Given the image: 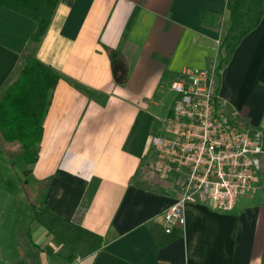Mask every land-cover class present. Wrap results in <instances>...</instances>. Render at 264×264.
Wrapping results in <instances>:
<instances>
[{"label":"crops","instance_id":"obj_1","mask_svg":"<svg viewBox=\"0 0 264 264\" xmlns=\"http://www.w3.org/2000/svg\"><path fill=\"white\" fill-rule=\"evenodd\" d=\"M37 28L0 7V99ZM228 29L227 0L59 1L30 51L60 79L38 160L23 163L16 187L0 144V264H69L70 251L34 219L41 204L103 239L73 264H264V155L259 188L234 211L189 204L175 240L159 245L151 232L166 238L162 213L181 194L154 170L153 143L176 97L171 83L185 69L218 67ZM218 96L264 142V14L221 69ZM7 187L16 199L5 197Z\"/></svg>","mask_w":264,"mask_h":264},{"label":"built area","instance_id":"obj_2","mask_svg":"<svg viewBox=\"0 0 264 264\" xmlns=\"http://www.w3.org/2000/svg\"><path fill=\"white\" fill-rule=\"evenodd\" d=\"M220 72L185 69L171 83L175 100L154 140V170L161 181L181 185L175 203L162 213L163 230L183 231L189 204L206 203L230 213L260 186L263 135L228 115L218 96Z\"/></svg>","mask_w":264,"mask_h":264},{"label":"trees","instance_id":"obj_3","mask_svg":"<svg viewBox=\"0 0 264 264\" xmlns=\"http://www.w3.org/2000/svg\"><path fill=\"white\" fill-rule=\"evenodd\" d=\"M60 0H0V7L33 19L38 28L31 35L29 48L14 81L0 99V144L9 160L20 157L25 165L35 164L43 137V119L51 94L60 76L35 58L30 45L38 44L46 33ZM229 29L220 45L217 71L230 60L234 50L249 33L255 30L264 14V0H227ZM34 219L71 253L67 262L73 264L101 250L103 239L67 220L52 214L45 206H33ZM159 245L167 244L182 232L173 231L165 239L160 231L151 228Z\"/></svg>","mask_w":264,"mask_h":264},{"label":"rangeland","instance_id":"obj_4","mask_svg":"<svg viewBox=\"0 0 264 264\" xmlns=\"http://www.w3.org/2000/svg\"><path fill=\"white\" fill-rule=\"evenodd\" d=\"M19 160H20V157H15L13 160H10L11 164L9 162H6V164H5V169L4 170L7 171V173L10 174V176H9L10 178H8V181L11 182L10 185H9L11 187H16L17 186L16 182L18 181V177L16 175V172L19 174V176L22 175V170H23L24 164L22 162V164L16 165V163ZM10 196L12 197V199H16L17 198L16 193H13V190H10L7 187L5 197H7V199H8V197H10ZM4 213H5V215H4L5 218L10 217L8 210H5Z\"/></svg>","mask_w":264,"mask_h":264}]
</instances>
